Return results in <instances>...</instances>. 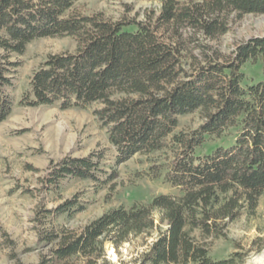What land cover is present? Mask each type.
Returning a JSON list of instances; mask_svg holds the SVG:
<instances>
[{
  "label": "trees",
  "instance_id": "16d2710c",
  "mask_svg": "<svg viewBox=\"0 0 264 264\" xmlns=\"http://www.w3.org/2000/svg\"><path fill=\"white\" fill-rule=\"evenodd\" d=\"M77 1L0 0L3 52L24 53L28 42L44 36L74 35L80 43L75 52L49 55L32 73L31 93L20 102L40 106L59 101L62 108L103 102L95 114L117 150V164L137 152L161 150L172 134L176 154L167 179L184 193L108 209L80 232L58 238L50 256L38 264H72L77 255L94 264L92 257L103 254L106 239L120 244L132 234L150 233L156 227L154 210L161 212L166 227L143 254L144 264H239L240 253L213 258L192 232L211 231L209 220L215 224L219 218L237 217L239 201L226 198L229 192L241 188L254 205L264 192V79L242 84L247 60L260 59L264 71V35L238 43L230 59H208L195 74L183 69L186 55L177 35L187 25L207 36L223 33L231 11L264 13V0H162L156 19L137 22L136 29L100 12H82ZM7 60L0 52V123L14 105L2 90L12 84L4 75L9 70L5 65L13 63ZM197 109L205 118L198 129L191 135L173 134L180 117ZM235 127L234 144L195 153L207 135L220 136ZM105 171L100 154L67 157L50 181L67 176L98 180ZM67 203L61 211L71 210Z\"/></svg>",
  "mask_w": 264,
  "mask_h": 264
},
{
  "label": "rangeland",
  "instance_id": "374dc122",
  "mask_svg": "<svg viewBox=\"0 0 264 264\" xmlns=\"http://www.w3.org/2000/svg\"><path fill=\"white\" fill-rule=\"evenodd\" d=\"M75 7L86 13H103L113 22H125L127 29H136L137 22L156 19L162 0H78ZM224 22L227 30L215 36H207L191 25L179 27L177 39L186 55L185 71L195 74L211 58L224 61L238 43L264 35V13L240 15L231 11ZM173 29L166 32L170 34ZM26 45L24 53L0 49L7 54V61L13 62L5 65L9 70L4 74L12 84L2 90L14 104L11 114L0 123V264H38L50 256L58 238L80 232L108 209L147 204L163 193L175 197L184 193L182 187L173 186L167 179L176 154L170 143L172 134L161 150L137 152L117 164V150L95 114L103 102L85 108H62L59 101L40 106L21 103L31 93L32 73L46 58L75 52L80 43L74 35H56L36 38ZM242 72L244 86L264 79L258 58L247 60ZM204 120L200 109L182 115L173 134L191 135ZM236 132L235 127L220 136L207 135L195 153L201 156L234 144ZM91 153L100 154L106 170L98 180L67 176L60 182L50 181L51 173L64 158ZM231 196L239 201L237 217L219 218L215 224L209 220L211 231L194 229L192 235L213 258L240 253L243 260L239 264H264V192L256 205L246 199L241 188L229 192L226 198ZM66 202L71 210L61 211V204ZM153 216L156 227L150 233L132 234L120 244L106 239L103 254L92 257L94 264H144L143 254L166 227L159 210H154ZM71 263L92 264L82 255L75 256Z\"/></svg>",
  "mask_w": 264,
  "mask_h": 264
}]
</instances>
